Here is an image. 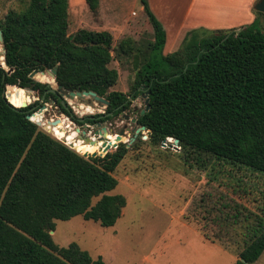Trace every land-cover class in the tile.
Here are the masks:
<instances>
[{
  "label": "trees",
  "instance_id": "16d2710c",
  "mask_svg": "<svg viewBox=\"0 0 264 264\" xmlns=\"http://www.w3.org/2000/svg\"><path fill=\"white\" fill-rule=\"evenodd\" d=\"M139 1L152 28L145 51L130 37L113 47L107 31L82 28L69 35V0H26L0 20L5 65L13 70L8 75L0 68V264H105L76 243L60 247L50 232L56 220L77 216L110 228L126 207L124 196L109 192L118 184L114 173L127 146L84 158L80 154L101 153L102 145L91 144L78 154L27 119L40 109L35 110L37 102L25 108L8 102L19 106L20 91L32 90L80 122L47 93L46 84L29 77L33 71L56 67L58 85L96 93L115 115L147 94L149 110L139 115L138 124L150 131L152 145L178 140L181 159L201 170L216 159L264 174V14L254 10V21L240 29L192 30L178 50L164 54L166 32L147 0ZM85 2L95 14L100 0ZM113 55L132 58L129 95L110 91L119 79L110 67ZM84 119L104 121L103 114ZM214 210V233L252 216L224 194ZM243 237L234 264H253L264 251V219H254Z\"/></svg>",
  "mask_w": 264,
  "mask_h": 264
},
{
  "label": "rangeland",
  "instance_id": "374dc122",
  "mask_svg": "<svg viewBox=\"0 0 264 264\" xmlns=\"http://www.w3.org/2000/svg\"><path fill=\"white\" fill-rule=\"evenodd\" d=\"M25 1L0 0V20L8 11L19 9ZM141 6L139 0H121L115 10L110 12V17L101 16L106 22L104 27L89 11L85 0H69L68 34L73 35L82 28L91 31L112 30L107 24L115 23V31L112 30L113 47L123 38L130 37L134 39L138 50L145 51L152 28L148 21H144ZM132 12L136 14L135 18L131 17ZM130 18L136 19V23L131 29L120 32L119 22ZM181 44L178 42L170 48V43H167L164 54L175 52ZM2 55L0 43V58ZM113 56L110 67L117 70L119 79L110 91L129 95L135 78L132 58L117 59ZM39 75L33 80L42 84L51 80L47 74ZM37 77H44L45 80H38ZM51 88L56 89V86L51 85ZM27 91L30 102L26 105L37 102L35 110L42 107V111L37 110L36 114L43 118L44 123L61 119L62 123L66 122L63 127L67 133L79 129V132H75L76 141L89 144L85 139L92 138L95 140L93 145H102L96 136L89 133L92 129L75 124L53 101H41L37 92ZM145 96L131 101L121 114L127 115L130 120L136 118L145 109ZM62 100L79 120L104 114L106 109V106L88 97ZM87 107L93 113H86ZM37 127L54 138L43 126ZM102 127L97 135H106L112 143L115 142L119 134H104V125ZM136 134L130 132L129 135H122L123 145L127 146L133 138L135 143L126 147V156L114 173L118 184L109 192L126 198L121 218L110 228H102L98 223L86 221L81 216L69 221L56 220L55 231L51 234L53 241L60 247L76 243L82 250L88 251L93 259L101 257L105 264H234L244 247V229L254 219H264V174L216 159L205 170H201L181 159L180 148L173 139L152 145L147 130L137 129ZM54 139L74 150L64 140ZM115 150L111 149L109 153ZM223 194L237 200L252 216L247 222L224 227V233L221 234L213 232L214 229L218 231V227H215L214 206ZM96 201L94 199L93 203ZM253 264H264V251Z\"/></svg>",
  "mask_w": 264,
  "mask_h": 264
},
{
  "label": "crops",
  "instance_id": "0c3cea01",
  "mask_svg": "<svg viewBox=\"0 0 264 264\" xmlns=\"http://www.w3.org/2000/svg\"><path fill=\"white\" fill-rule=\"evenodd\" d=\"M120 1L100 0L97 12L93 13L97 20H100V26H106L101 16L110 17V12L112 9L115 10ZM147 2L151 13L163 26L166 32V45L170 43L171 48L182 42L186 34L192 30H234L250 25L255 19L254 6L258 0H147ZM140 9L144 21H147L143 7L141 6ZM131 15L136 17L134 12ZM119 23L118 30L124 32L131 29L136 19L130 18ZM107 25L115 31L117 24ZM112 30L99 31L112 34Z\"/></svg>",
  "mask_w": 264,
  "mask_h": 264
},
{
  "label": "water",
  "instance_id": "95a60500",
  "mask_svg": "<svg viewBox=\"0 0 264 264\" xmlns=\"http://www.w3.org/2000/svg\"><path fill=\"white\" fill-rule=\"evenodd\" d=\"M254 9L257 11V12H260V13H263L264 14V0H259L257 2V4L254 6ZM236 33H238V30L236 31ZM0 43L3 44V38H2V32L0 31ZM2 50H3V60H4V55H5V49L3 48V45H2ZM4 62V66L5 68L2 66V64H0V68L5 70V72L10 75L13 70L12 69H9L6 67L5 65V61ZM56 71H57V68H53L52 70H47L45 72H41L39 73L38 71H33L29 77L31 79H35V76L37 74H40L41 76H44L45 74H47L48 76H50L51 80L54 82V84L56 85V89H53L51 88V84L50 83H47L46 86L48 88L47 90V93L49 94H52V95H57L61 98H66V99H75V98H84V97H88V98H91L93 99L94 101L100 103L101 105H104L106 107H108L109 105V102L107 100H105L104 98L102 97H99L96 93L92 92V91H82V92H79V91H68V90H65L61 85H58L55 81V77H56ZM46 94V93H45ZM45 96V95H44ZM44 96L41 98V101H44ZM146 99H145V109L143 111H141V115H143L145 112H147L149 110V105H148V95L145 96ZM8 102L15 108H25L27 107L28 105L26 104H22L21 106H15L12 102H10V100L8 99ZM54 103V102H53ZM64 108H68V106L64 103L63 100H61L60 102ZM42 111V107L40 109H38V112H41ZM36 115V111L35 112H32L31 114L27 115V119L30 120V121H33L32 118ZM79 121H83V119H80ZM37 126H41V124L39 122H34ZM57 123V120L52 122V124H56ZM102 127L101 124H98L97 125V128H100ZM140 130H146L145 127H140L139 131ZM105 131V130H104ZM76 132H79V129H76ZM148 133L150 134V131H148ZM98 134V133H97ZM104 134H106V131L104 132ZM103 134V135H104ZM83 135H85V133L83 132ZM101 135V134H100ZM106 136V135H105ZM103 136L102 138L103 139V142H102V148H101V153H97V152H94V153H83L82 156L84 158H89V157H97V156H102L104 157L111 149H117L118 148V145L121 143V139H122V133L120 135H118L116 138H115V143H112L110 140L106 139V137ZM97 138V137H96ZM87 142H89V144H95V140H92V138L90 139H85ZM167 139L164 140V142H166ZM174 143L176 145H178V140H174ZM98 144V143H97ZM71 145V144H70ZM129 145H127V148H128ZM71 147H73L71 145ZM51 234L53 232H50Z\"/></svg>",
  "mask_w": 264,
  "mask_h": 264
},
{
  "label": "flooded vegetation",
  "instance_id": "af4514ba",
  "mask_svg": "<svg viewBox=\"0 0 264 264\" xmlns=\"http://www.w3.org/2000/svg\"><path fill=\"white\" fill-rule=\"evenodd\" d=\"M143 95H147V94H143ZM55 97V99L58 102H61L62 98L57 96V95H53ZM53 101L54 105L56 106V101H54L52 98H49V101ZM139 115H141V112L139 113ZM133 118V119H129V117L127 115H122L121 113L115 115L113 112H108L107 111V107L105 109V112L103 114V122H98L96 121V123H89L86 122L85 119L83 118V121H80L79 123H75L78 126L82 127V128H86V129H92V132L89 131L90 134H93V136L97 137L98 142L102 143L103 139L102 137L98 136L97 133L100 132V130H102L103 127L97 128L98 124H101L102 126L104 125V130L108 133L114 134V135H120L122 133V135H126V134H130V132H134L136 134V130L140 129L139 124H138V117ZM129 131V132H127ZM127 132V133H126ZM138 134V133H137ZM136 134V135H137ZM136 135H134L133 137H136ZM106 139L109 140V138L106 137ZM115 143V142H113ZM135 143V139H131V141L129 142V146H132ZM122 143H120L119 145H121Z\"/></svg>",
  "mask_w": 264,
  "mask_h": 264
},
{
  "label": "bare ground",
  "instance_id": "6f19581e",
  "mask_svg": "<svg viewBox=\"0 0 264 264\" xmlns=\"http://www.w3.org/2000/svg\"><path fill=\"white\" fill-rule=\"evenodd\" d=\"M3 61H4L3 57H1L0 58V64H2V66L5 68ZM39 76H41V75H39ZM37 79L38 80H45L44 77H37ZM46 81L49 82L51 85H55L52 80H46ZM26 93H28V92H25L23 90L20 91V93H19V106H21L22 104H28L30 102V96L26 95ZM85 112L88 114L93 113L92 109H90L89 107L85 108ZM42 119L43 118L38 116L35 118L34 122H39L41 124V126H43L46 130H48L54 136V138L56 137L57 139H62L67 144H71L73 146V149L76 150L79 154L82 153L86 148H88L91 145V144H83L80 141H76L75 140V138H76L75 132L76 131L67 133L66 132L67 129L63 127L66 122L62 123L61 119L57 120L56 124H52V122H54V120L50 121V122H48V124H46L43 122Z\"/></svg>",
  "mask_w": 264,
  "mask_h": 264
}]
</instances>
